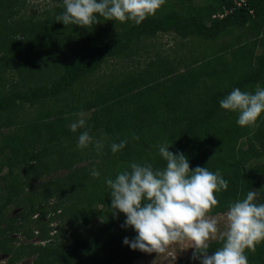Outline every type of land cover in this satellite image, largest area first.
I'll return each mask as SVG.
<instances>
[{
	"label": "trees",
	"instance_id": "obj_1",
	"mask_svg": "<svg viewBox=\"0 0 264 264\" xmlns=\"http://www.w3.org/2000/svg\"><path fill=\"white\" fill-rule=\"evenodd\" d=\"M27 4L0 0V264L25 257L33 264H133L142 251L123 241L138 234L121 227L124 213L112 214L106 180L130 171L133 161L163 169L164 143L184 153L191 170H219L228 181L208 215L226 213L249 191L264 203V114L254 127H241L238 113L220 106L235 88H264V48L257 52L264 0H165L139 25L97 14L86 28L56 21L63 0L40 13L29 14ZM161 35L199 43L184 55L165 53L150 47ZM112 61L132 67L96 75ZM78 119L103 139L99 154L94 143L78 148L85 129L70 130ZM125 139L113 153L110 145ZM10 205L21 210L9 215ZM95 222L96 234L84 235ZM16 234L25 242L16 244ZM35 237L38 243L30 241ZM223 242L209 241L208 254ZM193 252L176 264H200ZM245 255L249 264H264V241Z\"/></svg>",
	"mask_w": 264,
	"mask_h": 264
},
{
	"label": "clouds",
	"instance_id": "obj_2",
	"mask_svg": "<svg viewBox=\"0 0 264 264\" xmlns=\"http://www.w3.org/2000/svg\"><path fill=\"white\" fill-rule=\"evenodd\" d=\"M164 3L165 0H63L64 11L56 21L86 28L98 20L99 14L106 20L139 25L154 16ZM220 106L237 112L241 127H254L264 114V88L258 86L254 93L235 88L220 101ZM78 129H85L78 136V148L94 143L99 154L104 148L103 139L90 135L84 119L70 124L72 132ZM133 139L138 140L139 136L133 134ZM127 142H113L111 151L122 150ZM169 148L167 143L159 146V154L166 161L163 169L133 161L130 171L125 169L115 179L106 180L111 190L112 214L118 215L117 210L124 213L126 220L121 227L134 228L138 234L132 240L125 237L124 244L159 256L169 246L187 240L195 249L192 259L200 260V264H249L245 251H255L256 245L264 241V203H255L257 193L249 191L246 198L229 204L226 227L220 233L224 242L209 255L208 241L216 238L219 229L218 220L208 213L218 204L214 194L227 190L228 181L219 170L213 173L199 166L191 170L185 154H174ZM91 175L99 177L100 173L93 169Z\"/></svg>",
	"mask_w": 264,
	"mask_h": 264
},
{
	"label": "rangeland",
	"instance_id": "obj_3",
	"mask_svg": "<svg viewBox=\"0 0 264 264\" xmlns=\"http://www.w3.org/2000/svg\"><path fill=\"white\" fill-rule=\"evenodd\" d=\"M60 0H28L27 4V12L29 14L35 13V12H42L46 7L53 5L54 3H59ZM229 37H222L217 39L218 44H222L226 41H228ZM183 43V44H182ZM198 44L199 42L197 39L190 38L188 40H185V42H182L180 39H173L172 35H161L159 36L152 44H150V47H152L154 50L157 47L162 46V51H165V53H173V52H180L179 54L184 55L188 51V49L192 46V44ZM160 49V48H159ZM203 53H206L203 50ZM140 65H144L143 62L140 63ZM132 67L131 64L128 63H121L120 65L118 62L112 61L108 65L104 66L100 72H98L96 75H105L107 76L111 72L121 71L130 69ZM96 75L93 78H97ZM29 110V108H28ZM7 171L5 168L4 173ZM62 173V172H60ZM59 174V173H58ZM55 175V174H54ZM264 187V182H262V185ZM21 208L14 207L13 205H10L8 207V214L9 215H15L17 214ZM209 217L216 218L218 220V233L215 239L220 238V233H222L225 230L226 227V217L224 214L219 215H209ZM57 223H54L53 226L56 227ZM98 229V223L95 222L87 227L84 231L82 230V233L84 235H88V237H92L94 234H96ZM17 237L20 238L19 241L16 244H21L22 242H25V237L21 234H16ZM214 239H210L209 241H212ZM31 242L38 243V238H33L30 240ZM208 241V242H209ZM192 242L191 241H184L183 243H176L171 246H169L168 251L164 254H161L158 256L157 253H146L142 252V257L137 259L133 264H176L180 258H188L191 253L195 250L191 248ZM6 256L0 252V261L2 259H5ZM18 264H33V258L32 257H25L20 260Z\"/></svg>",
	"mask_w": 264,
	"mask_h": 264
},
{
	"label": "built area",
	"instance_id": "obj_4",
	"mask_svg": "<svg viewBox=\"0 0 264 264\" xmlns=\"http://www.w3.org/2000/svg\"><path fill=\"white\" fill-rule=\"evenodd\" d=\"M243 1H245V0H235V3L238 5V6H240L242 3H243ZM233 10V8L232 9H225L224 11H219V12H217V13H215L214 15H213V17H219V18H223L224 16H226L229 12H231Z\"/></svg>",
	"mask_w": 264,
	"mask_h": 264
},
{
	"label": "crops",
	"instance_id": "obj_5",
	"mask_svg": "<svg viewBox=\"0 0 264 264\" xmlns=\"http://www.w3.org/2000/svg\"><path fill=\"white\" fill-rule=\"evenodd\" d=\"M240 33L238 30H237V34ZM254 38L256 37V35H252ZM262 36V35H261ZM264 48V43L262 45H259L258 48H257V52L260 53L262 52Z\"/></svg>",
	"mask_w": 264,
	"mask_h": 264
}]
</instances>
